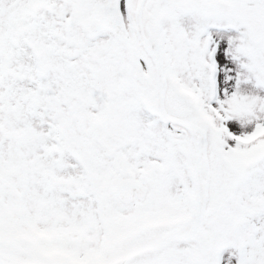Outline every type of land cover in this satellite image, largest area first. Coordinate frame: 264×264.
Listing matches in <instances>:
<instances>
[{"label":"snow or ice","instance_id":"6c2138e0","mask_svg":"<svg viewBox=\"0 0 264 264\" xmlns=\"http://www.w3.org/2000/svg\"><path fill=\"white\" fill-rule=\"evenodd\" d=\"M0 264H264V0H0Z\"/></svg>","mask_w":264,"mask_h":264}]
</instances>
